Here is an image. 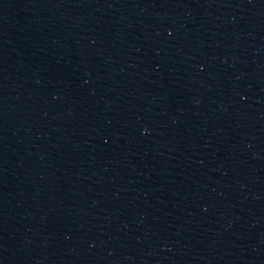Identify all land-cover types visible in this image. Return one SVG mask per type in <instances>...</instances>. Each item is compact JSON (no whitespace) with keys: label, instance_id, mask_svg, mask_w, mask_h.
Returning <instances> with one entry per match:
<instances>
[{"label":"water","instance_id":"obj_1","mask_svg":"<svg viewBox=\"0 0 264 264\" xmlns=\"http://www.w3.org/2000/svg\"><path fill=\"white\" fill-rule=\"evenodd\" d=\"M0 264H264V0H0Z\"/></svg>","mask_w":264,"mask_h":264}]
</instances>
